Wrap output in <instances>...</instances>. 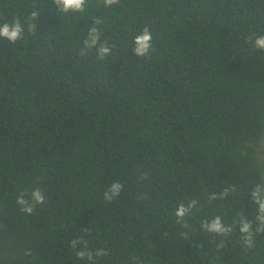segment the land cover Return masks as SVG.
I'll return each instance as SVG.
<instances>
[{
	"label": "trees",
	"instance_id": "obj_1",
	"mask_svg": "<svg viewBox=\"0 0 264 264\" xmlns=\"http://www.w3.org/2000/svg\"><path fill=\"white\" fill-rule=\"evenodd\" d=\"M14 17L23 37L0 38V264H264L251 197L264 183V51L247 40L264 34V0H86L75 12L0 0V23ZM93 26L112 47L103 60L84 48ZM145 26L152 51L139 57ZM114 181L123 189L106 202ZM35 187L46 203L26 214L16 197ZM215 216L229 233L202 227ZM76 238L108 255L77 259Z\"/></svg>",
	"mask_w": 264,
	"mask_h": 264
},
{
	"label": "clouds",
	"instance_id": "obj_2",
	"mask_svg": "<svg viewBox=\"0 0 264 264\" xmlns=\"http://www.w3.org/2000/svg\"><path fill=\"white\" fill-rule=\"evenodd\" d=\"M119 3V0H104L106 7H110ZM56 8L60 12L69 11H83L86 0H54ZM32 18L38 16V11H32ZM35 24L29 25V31H35ZM24 35V26L21 24L19 17H14L11 22L5 21L0 23V38H6L9 43L14 44L17 40H20ZM248 42L252 44L255 49L264 51V34L257 35L252 33L247 37ZM85 49L95 48L98 54V58L103 60L106 56L112 53V47L108 42H101L100 32L98 28L91 27L88 31L87 39L83 41ZM132 51L139 57H147L152 51V32L149 27L145 26L142 31L133 38ZM83 54V50L81 52ZM148 173L139 172L138 179L143 181L147 179ZM123 189V184L119 181L112 182L104 191L103 198L106 202H111L115 197L119 196ZM230 189L225 188L219 194L212 193L210 199H216L218 196L223 199ZM251 197L257 207V215L255 217L257 224V231H264V183H258L251 192ZM46 203V195L42 188L35 187L28 190H22L16 197V204L20 206V210L26 214H31L37 205ZM198 201L196 199L190 200L187 204L181 202L175 210V215L178 218L177 223H183L185 217L196 207ZM235 223H239L241 240L245 248L253 247V232L252 222L242 215V218L238 219ZM186 226V225H185ZM202 227L212 233L226 234L231 231V227L225 226L220 216H215L210 221L202 223ZM186 235V234H185ZM70 245L73 249H77L75 256L77 259L93 261L94 257H102L108 255V252L104 248H99L93 253L88 247V241L83 238H76L70 241ZM79 246V248H78ZM222 246V245H220ZM25 255H31V250H26Z\"/></svg>",
	"mask_w": 264,
	"mask_h": 264
},
{
	"label": "rangeland",
	"instance_id": "obj_3",
	"mask_svg": "<svg viewBox=\"0 0 264 264\" xmlns=\"http://www.w3.org/2000/svg\"><path fill=\"white\" fill-rule=\"evenodd\" d=\"M262 144H263V146H264V141L263 142H261ZM264 156V155H263Z\"/></svg>",
	"mask_w": 264,
	"mask_h": 264
}]
</instances>
